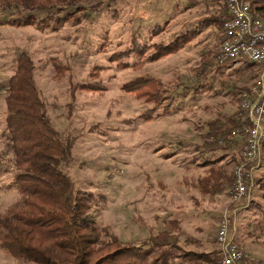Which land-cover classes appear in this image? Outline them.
Wrapping results in <instances>:
<instances>
[{
	"label": "rangeland",
	"instance_id": "374dc122",
	"mask_svg": "<svg viewBox=\"0 0 264 264\" xmlns=\"http://www.w3.org/2000/svg\"><path fill=\"white\" fill-rule=\"evenodd\" d=\"M200 1L195 9L193 0H93L74 11L78 22L38 26L49 14L62 17L75 10L64 7L36 13V24L0 25V212L18 199L4 133L5 99L17 56L25 51L35 61L52 125L63 139L78 137L63 170L77 189L94 194L98 226L137 245L171 231L183 251L218 253L215 235L228 209L230 239L245 251L247 264H264V142L261 168L241 205L232 202L231 185L213 196L198 186L214 168L229 177L241 156L243 140L230 134L236 142L231 151L205 152L203 144L213 143L204 138L212 122L237 113L240 93L253 80L251 70L242 76L235 69L243 64L227 71L214 62L220 25L209 30L204 25L176 53L151 57L153 44H170L201 29L207 14L222 15L223 0ZM131 49L132 55L114 59ZM148 76L169 84L175 101L170 114L151 120L145 116L152 103L128 88ZM235 89L240 93L233 96ZM0 264L29 263L0 248ZM173 264L195 263L176 258Z\"/></svg>",
	"mask_w": 264,
	"mask_h": 264
},
{
	"label": "trees",
	"instance_id": "16d2710c",
	"mask_svg": "<svg viewBox=\"0 0 264 264\" xmlns=\"http://www.w3.org/2000/svg\"><path fill=\"white\" fill-rule=\"evenodd\" d=\"M92 1L0 0V25L36 24V13H50L64 7L75 10L62 17L49 14L39 20L38 26L47 28L55 24L58 27L67 20L78 22L79 17L74 11L84 10L80 6ZM223 1L222 15L209 17L206 25L213 22L222 30L227 16L226 0ZM249 1L252 12L264 16V0ZM3 14L9 17L5 19ZM197 33L176 38L170 44H153L150 46L154 49L152 59L180 50ZM144 52L136 55L142 56ZM133 53L131 49L114 59L123 60L124 56ZM247 69L252 72L250 78H254L257 70L254 63L245 62L235 72L243 76ZM35 70L32 56L25 51L19 53L15 72L7 85L4 133L13 155L11 169L18 199L5 212H0V248L14 259L29 264H173L176 258L189 259L195 264H219L217 252L196 254L183 251L171 231H162L151 236L148 244L137 245L121 241L107 227L96 224L92 212L94 194L77 189L72 177L63 170L73 157L78 137L63 139L52 125ZM128 88L137 97L152 103L145 116L147 119L172 112L175 101L170 85L162 79L141 77ZM234 91H231L233 96L240 93L238 89ZM242 123L236 114L212 122L204 138H211L213 143H204L203 147L208 150L203 151L213 153L231 149L236 142L230 139V131ZM221 140L226 143L224 146L220 145ZM232 181L233 172L228 177L222 168H214L210 174L198 179V186L203 194L213 196L223 187H229ZM247 260L245 258L242 264H247Z\"/></svg>",
	"mask_w": 264,
	"mask_h": 264
},
{
	"label": "built area",
	"instance_id": "2783aa9c",
	"mask_svg": "<svg viewBox=\"0 0 264 264\" xmlns=\"http://www.w3.org/2000/svg\"><path fill=\"white\" fill-rule=\"evenodd\" d=\"M226 7L223 38L214 62L227 71L245 62L257 65L251 84L239 96L236 115L243 123L230 133V137L243 140L241 156L232 169L230 186L232 202L241 205L246 200L249 185L253 183L254 173L261 168L264 142V16L252 12L249 0H226ZM226 211L215 235L220 264H242L247 256L229 237L230 214L228 209Z\"/></svg>",
	"mask_w": 264,
	"mask_h": 264
},
{
	"label": "crops",
	"instance_id": "0c3cea01",
	"mask_svg": "<svg viewBox=\"0 0 264 264\" xmlns=\"http://www.w3.org/2000/svg\"><path fill=\"white\" fill-rule=\"evenodd\" d=\"M194 1H196V2H195L196 5H194V8L196 9V8L200 5V2H201V1H200V0H193V2H194ZM207 1H209V0H207ZM204 4H205V3H204ZM212 9H213V8H212ZM212 15H215V14H209V15L207 14V15L205 16V18L201 20V24L203 25L202 28L199 29V30H195V31H197V32L200 34L204 29H206L205 27H207V29H208V27H209V28H215V27H213V26H215V24H214L213 22H210L209 25H208V24L206 25V22L209 21V17H211ZM179 21H180L179 17H176V21H175V22L178 23ZM204 25H205V27H204ZM208 30H209V29H208ZM195 31L193 30L192 32L194 33ZM198 33H197V34H198ZM197 34H196V35H197ZM189 35H190V34H189ZM196 35H195V36H196ZM222 38H223V29H222L221 32H220V43H221V41H222ZM192 41H193V39L190 40V42H188L187 44L191 43ZM184 47H185V46H184ZM178 51H179V50H178ZM176 52H177V51H176ZM176 52H175V53H176ZM171 54H172V53H171ZM238 101H239V99H238ZM231 149H232V148H231ZM231 149H229V150L231 151ZM229 150H227V151H229Z\"/></svg>",
	"mask_w": 264,
	"mask_h": 264
}]
</instances>
